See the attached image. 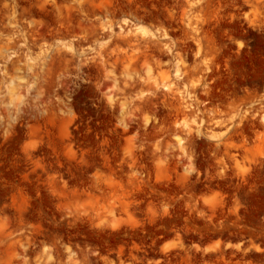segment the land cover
Wrapping results in <instances>:
<instances>
[{
  "label": "rangeland",
  "instance_id": "374dc122",
  "mask_svg": "<svg viewBox=\"0 0 264 264\" xmlns=\"http://www.w3.org/2000/svg\"><path fill=\"white\" fill-rule=\"evenodd\" d=\"M0 264H264V0H0Z\"/></svg>",
  "mask_w": 264,
  "mask_h": 264
}]
</instances>
